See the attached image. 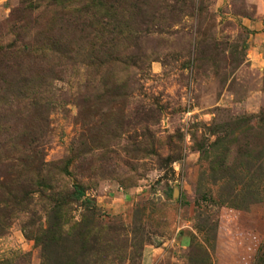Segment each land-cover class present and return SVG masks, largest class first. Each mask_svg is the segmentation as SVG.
Masks as SVG:
<instances>
[{"label":"rangeland","instance_id":"374dc122","mask_svg":"<svg viewBox=\"0 0 264 264\" xmlns=\"http://www.w3.org/2000/svg\"><path fill=\"white\" fill-rule=\"evenodd\" d=\"M263 31L264 0H0V264H264Z\"/></svg>","mask_w":264,"mask_h":264},{"label":"crops","instance_id":"0c3cea01","mask_svg":"<svg viewBox=\"0 0 264 264\" xmlns=\"http://www.w3.org/2000/svg\"><path fill=\"white\" fill-rule=\"evenodd\" d=\"M254 24V26H257V23L256 22H254L253 23ZM253 24H250L251 26H253ZM258 42L259 41H264V31L263 32H261L259 35H258ZM260 43V42H259ZM187 241V239H186V237H185V234H182V232H178V234H177V237L176 238H174L173 239V244H175L176 246H178V247H185L187 244H188V242H186Z\"/></svg>","mask_w":264,"mask_h":264},{"label":"trees","instance_id":"16d2710c","mask_svg":"<svg viewBox=\"0 0 264 264\" xmlns=\"http://www.w3.org/2000/svg\"><path fill=\"white\" fill-rule=\"evenodd\" d=\"M82 198V201L84 203H88V200L83 198V193H82V190L80 187H76L71 193H70V199L71 200H79ZM63 225L62 223L59 224V226H57L56 228H54L53 232H59L61 233L62 231V228H63ZM51 232V231H50Z\"/></svg>","mask_w":264,"mask_h":264}]
</instances>
